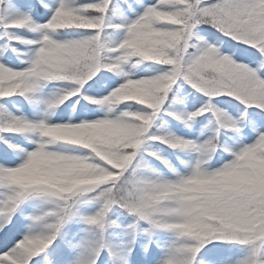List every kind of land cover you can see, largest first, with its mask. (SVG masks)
<instances>
[{"label":"snow or ice","instance_id":"obj_1","mask_svg":"<svg viewBox=\"0 0 264 264\" xmlns=\"http://www.w3.org/2000/svg\"><path fill=\"white\" fill-rule=\"evenodd\" d=\"M0 29V264H264V0H0Z\"/></svg>","mask_w":264,"mask_h":264},{"label":"trees","instance_id":"obj_2","mask_svg":"<svg viewBox=\"0 0 264 264\" xmlns=\"http://www.w3.org/2000/svg\"><path fill=\"white\" fill-rule=\"evenodd\" d=\"M18 2L23 3L24 0H18ZM25 11H26V9H25ZM31 14L33 16H36L34 11ZM8 31L13 32L16 35L27 37L30 39L35 38V34L27 32L23 29H9ZM6 41H7V38L5 36H3V29H0V46H3L6 43ZM11 47H15L19 53H26L28 51V46H25L23 44H19L17 42H10V47L8 50H6L4 52V57H8L10 61L15 62V63H20V60L26 58L23 55L17 56L16 53H12ZM242 47H247V46L242 45ZM1 58H3V57H1ZM243 62L246 64L248 63L247 60H244ZM250 66H253V65H250ZM109 75H112V74L109 73ZM63 86H64L63 84H50V85H48V87L46 89H44V92H52L56 88L63 87ZM190 91H191L190 89L188 91H185V89H180V93H179L184 98L183 107L186 110H187V108H189V107H187V105H190L195 109V108L200 107L201 103H203V98L200 97V94L197 93V94H195V96H192L189 94ZM217 100L231 101L230 105L218 104L216 106L225 110L226 112H228L230 115L233 116V118H238L239 114L241 112H244V110H245V107L243 105H239L238 109L235 108L234 106L238 105L239 102L235 101V99L232 97H228L226 95H222L220 97H215L212 99V103L215 104V102ZM123 106L124 105H121V107H123ZM42 107H43L42 103H39L36 107H32V106L27 105V103L25 102L24 106L20 108V111L24 112V114L28 115L29 117L36 118L41 114ZM61 107H63V105H61ZM180 107H181L180 105L173 104V108L178 109ZM58 111H59V109H57V112ZM253 111H254V108L250 107L247 109V112L249 114L252 113ZM208 115L209 114H205L204 116L199 118V120L203 121V123H195V122L193 123V129L195 130V132L199 133L201 131V129L203 128V124L207 123V116ZM247 118L248 117L245 116V122H246ZM165 119L168 121V124H167L168 129L173 131V132H176L178 135H183L185 133H188L190 130V129L184 128L182 125H178L175 120H172L168 117H165ZM214 128H215L214 123L209 125L208 128L204 130V136H211L213 134ZM248 131H249V129L247 127L241 126V132L242 133L248 132ZM8 135H11V134H8ZM220 136L225 141V143L232 145L233 141L236 140V138H237V133L233 132L230 129H223V130H221ZM187 138H192V136H188ZM250 141H251L250 139L244 138V139H242L241 142L247 143ZM239 146H240L239 142L235 144V147H239ZM113 218L114 219L116 218L115 215ZM70 226L71 225H69V227ZM41 255H43V254H41ZM103 255H104V253H102V256ZM34 259H40V256H37ZM97 264H100V262L98 261Z\"/></svg>","mask_w":264,"mask_h":264},{"label":"rangeland","instance_id":"obj_3","mask_svg":"<svg viewBox=\"0 0 264 264\" xmlns=\"http://www.w3.org/2000/svg\"><path fill=\"white\" fill-rule=\"evenodd\" d=\"M27 11V10H26ZM33 16V15H32ZM33 19H39L38 17H36V16H33ZM39 22H43L42 20H39ZM3 58H1L0 57V60H2ZM51 94V92H44V94L40 97V100L42 101L43 99H46L47 98V96L48 95H50ZM42 103V102H41ZM42 105H43V103H42ZM187 107H189V108H187V110L188 111H191V110H193L194 108L192 107V106H190V105H187ZM42 111H43V107H42V109H41V114H42ZM40 114V115H41ZM189 131H191V130H189ZM193 138H195L194 136H192V138H190V139H193ZM251 142V141H250ZM247 143H249V142H247ZM21 235H22V233H21ZM21 237H20V235H17L16 236V240H18V239H20ZM13 243H15V240L13 241ZM12 245L10 244V245H8V248H10ZM7 250V248H5L3 245H0V252H3V251H6Z\"/></svg>","mask_w":264,"mask_h":264}]
</instances>
